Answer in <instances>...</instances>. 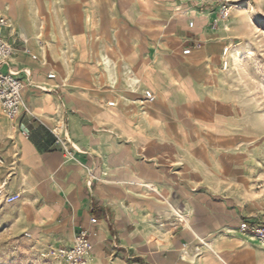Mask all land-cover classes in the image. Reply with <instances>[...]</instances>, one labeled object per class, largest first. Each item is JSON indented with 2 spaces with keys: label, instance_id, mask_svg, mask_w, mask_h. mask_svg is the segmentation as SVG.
<instances>
[{
  "label": "crops",
  "instance_id": "0c3cea01",
  "mask_svg": "<svg viewBox=\"0 0 264 264\" xmlns=\"http://www.w3.org/2000/svg\"><path fill=\"white\" fill-rule=\"evenodd\" d=\"M194 1L0 0L13 49L0 71L17 72L24 102L0 115L5 193L44 244L71 245L82 228L103 261L264 264V239L239 229L264 218V174L210 157L217 135L254 119L220 92L223 56L199 13L211 11ZM175 213L186 227L173 230ZM201 239L223 241L221 263Z\"/></svg>",
  "mask_w": 264,
  "mask_h": 264
},
{
  "label": "rangeland",
  "instance_id": "374dc122",
  "mask_svg": "<svg viewBox=\"0 0 264 264\" xmlns=\"http://www.w3.org/2000/svg\"><path fill=\"white\" fill-rule=\"evenodd\" d=\"M230 1L232 5L227 20L236 18L239 23L232 22V28L228 32L218 31L220 26L216 30L211 29L212 35L217 38L212 44L213 56L219 58L222 55L230 62V52L234 51L233 65L228 62L227 69L222 66V70L226 72V82L224 90L222 87L220 92L224 93L225 99L230 103L232 115L247 114L254 120H250L253 127L249 126L246 133L240 132L237 126L233 128L231 138H225L222 133L217 135L216 147L210 157L218 168L229 157L245 158L249 173L261 175L264 174V0ZM199 13H204L205 17L208 15L209 18L213 16V13L207 10ZM225 48L226 55L222 53ZM0 115L7 117L1 107ZM256 115L259 116L260 125L255 122ZM229 139L231 142L228 145ZM1 151L0 138V154ZM1 161L0 156V264H67L57 250L70 245H46L40 238L32 236V230L25 224L31 216L19 212V195L5 193V180L9 174ZM250 185L254 191L255 183ZM261 189L264 191V187ZM251 224L264 226V218ZM74 239L75 236L71 232V241L68 243L72 245ZM201 240L209 256L221 263L224 260L223 241ZM198 246L194 247L196 254L199 252L195 249H199ZM96 255L90 257L87 264H124L117 258L103 261Z\"/></svg>",
  "mask_w": 264,
  "mask_h": 264
},
{
  "label": "built area",
  "instance_id": "2783aa9c",
  "mask_svg": "<svg viewBox=\"0 0 264 264\" xmlns=\"http://www.w3.org/2000/svg\"><path fill=\"white\" fill-rule=\"evenodd\" d=\"M193 3L197 8H207L213 13V16L211 17L208 24L209 28L212 30L217 28L221 22L229 18L232 5L230 0H195ZM6 26V19L4 17H0V66L8 61L13 52L12 46L3 38L2 32ZM188 26H193L192 19L188 21ZM226 51L227 49L225 48L223 49L222 53L224 54ZM190 52L191 47L187 46L183 49L182 54L188 55ZM222 66L225 67V63H223ZM48 77H52V75H48ZM22 89L23 83L21 79L18 78L17 72L0 71V107L9 118L16 116L24 107ZM153 99L154 95L151 91H144V100L149 102L153 101ZM109 104L111 105L112 103ZM55 137L58 141V136L55 135ZM90 221L91 223H95L96 219L91 218ZM187 224L188 221L184 214L175 213L173 215V220L171 222L173 230L186 227ZM239 229L264 239V226L251 224L243 220L239 224ZM74 236L75 239L72 245L69 247H62L57 251L67 264H87L93 251V244L90 239V234L87 230L79 228L76 230ZM111 246L113 249L118 247L117 242L114 239L111 242ZM182 247L185 248L186 244H183ZM196 251H198V248H196Z\"/></svg>",
  "mask_w": 264,
  "mask_h": 264
},
{
  "label": "bare ground",
  "instance_id": "6f19581e",
  "mask_svg": "<svg viewBox=\"0 0 264 264\" xmlns=\"http://www.w3.org/2000/svg\"><path fill=\"white\" fill-rule=\"evenodd\" d=\"M233 7H238V6H233ZM237 21H238V22H237ZM223 22L225 23L224 26H225L226 30H227V31H230V29L232 28V27H231L232 22H233V23H235V22L239 23V20L236 19V18H233V19H230V20H227V19H226V20H224ZM223 22H221L220 24H222ZM220 24H219V26H220ZM219 26H218V27H219ZM218 27H217V28H218ZM217 28H215L214 30H216ZM230 53H231L230 55L232 56L231 59H230V62H229V59L226 58V57L223 58V60H222V64L225 63V65H226V66L224 67V69H227L228 62H229L231 65H233V62H235V59L233 58L234 51L232 50V52H230ZM224 55H226V52L224 53ZM227 55H228V54H227ZM186 218H187V217H186ZM206 247H207V246H206ZM210 248H211V247H210ZM212 255H213V254H212Z\"/></svg>",
  "mask_w": 264,
  "mask_h": 264
}]
</instances>
